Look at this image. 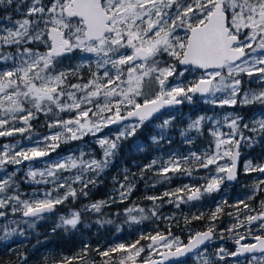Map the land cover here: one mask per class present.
<instances>
[{"label": "snow or ice", "instance_id": "obj_1", "mask_svg": "<svg viewBox=\"0 0 264 264\" xmlns=\"http://www.w3.org/2000/svg\"><path fill=\"white\" fill-rule=\"evenodd\" d=\"M0 5H7L18 17L0 16V137L30 133V121L37 113L48 114L54 109L60 112L76 110L74 117L57 119L48 125L61 127L63 132L45 136L34 146H21L19 150H16L18 145H4L0 151V169L7 165H22L26 161L31 165L49 156L61 143L80 140L89 134L95 136L109 125L136 118V123L125 125L115 137L97 140L103 149L99 159L86 160L81 151L79 156L69 154L42 170L29 168L27 178L32 182L53 183L56 188H66L63 195L53 197L51 191L42 194L34 191L32 198L22 199V194L15 191L19 187L15 172L0 176V218L17 213L21 217L0 226L3 233L0 239L7 240L17 232L24 235L23 225L33 228L44 214L53 212L69 197L77 196V189L68 183V178H63V183L58 182L60 172L75 169L77 174L72 178L73 182L82 184L79 194L87 196L85 190L89 185H95L97 178L110 166L121 140L134 136L161 109L185 101L191 103L197 95L214 106L254 107L260 110V116L246 120L239 113H229L223 117L231 129L227 134L219 130L220 121L214 117L201 115L191 120L180 132L187 143H191L187 138L189 131L200 132L205 121L214 124L210 129L215 138L214 150L202 155L191 154L199 168L215 166L214 172L205 178L204 185H183L162 196H147L146 199L153 201L149 210L151 216L160 218V205L156 202L164 201V197L169 198L166 202L176 203L179 207L180 203L221 191L226 182L237 180V161L242 150L264 143V0H0ZM178 29L184 30L185 34L178 36ZM76 53L96 57L97 68L105 69L102 76L92 73L87 83H70L69 77L77 74L79 66L61 71L56 68L64 58ZM165 56L170 63L162 59ZM84 62L86 60H82V64ZM108 66L115 70L114 75L110 74ZM197 71L202 74L184 83L186 75H195ZM242 76L255 77L259 86L251 87V80L246 85ZM153 85L158 90L149 95L145 89L151 92ZM141 96L145 97L142 103L136 100ZM100 98L103 103L99 102ZM84 105H94L95 111ZM128 106L131 110L122 115V108ZM15 121L24 126L8 127ZM171 123L172 120L165 119L158 127L163 132ZM245 131L253 135H246ZM151 139L156 141L157 137ZM189 159L187 156L170 157L154 173L160 178L157 183L168 181L177 174L191 176L192 169L185 167ZM156 164L153 160L145 165L142 175ZM244 172L264 174V163L254 165L247 161ZM134 188L135 184L125 175L119 185V199L126 200ZM257 190L264 191V179L253 185V195L246 199H254ZM106 203V200H100L89 207L100 212ZM260 204V211L246 214L242 220L239 219L241 205L249 213L254 210L245 200L234 205L237 222L226 231L234 233L238 247L232 252L220 248L216 253L220 260L225 256L246 257V264H264V235L254 236L255 243L242 244L245 237L234 232L247 227L251 235L250 226L254 222H260L259 228L264 230V200ZM125 212L132 223L150 218L138 205ZM133 212L140 215H133ZM222 212L223 207L218 205L211 220L215 221L217 214ZM80 221L81 214L73 212L69 217L61 216L57 227L75 229ZM185 222L188 223L187 219ZM13 224L16 227H12ZM214 237L213 225L191 233L187 243L173 237L171 231L167 234L156 232L142 234L131 244L119 243L98 251L104 258L103 264H187V258L193 253L200 264H212L206 248L201 251V246ZM141 240L149 243L141 245ZM157 248L164 251H157ZM146 249L148 256L142 258ZM153 253L160 259H153ZM76 258L82 260V257L68 258L62 264H71ZM21 259L27 264L26 256L22 254Z\"/></svg>", "mask_w": 264, "mask_h": 264}, {"label": "trees", "instance_id": "obj_2", "mask_svg": "<svg viewBox=\"0 0 264 264\" xmlns=\"http://www.w3.org/2000/svg\"><path fill=\"white\" fill-rule=\"evenodd\" d=\"M3 9H6V11H0V16L13 15L11 8L7 5H4ZM82 60H86V62L82 64ZM169 61L171 62L170 59ZM77 67V74L69 77L70 83H87L92 78V73H97L98 76L102 75V71L97 68L96 60H93V56L81 53L64 58L61 63L57 64L56 70L75 69ZM241 78L246 82V85L251 80L250 86H256L253 78L247 76H242ZM146 90L148 89H145V92ZM155 91H157V87L153 85L151 92L147 91V93L151 95ZM143 98H140V100L142 101ZM195 99L197 101V96ZM235 110L245 116L246 120L260 116V110L254 107L242 108L240 105H237L235 106ZM174 112L179 113L170 119L172 123L165 128L166 132L163 135V139L153 141L151 137L160 134L158 128L155 126V122L160 121L162 123L165 117L171 116ZM125 113L126 111L123 110L122 114ZM214 113L215 110L210 109L209 103H189L185 101L180 108L166 111L157 116L153 121L145 122L143 127L138 129L134 136L120 141V147L114 156V161L97 178L95 185L88 186L85 190L88 192L87 196L79 194V190L83 187L82 184L73 182L72 178L77 174L76 170L74 173H61L59 175V182L63 178H68V183H71L77 189L78 194L75 199L69 198L64 203L57 205L50 215L37 220L33 228L23 225L25 228L24 235H20L17 232L7 240L0 239V264H24V260L21 259L22 254L27 257V264H62L68 258L83 256H89L92 259H96L99 264H103L104 258L99 255V251L117 241L131 244L133 241L140 239L142 234H155L156 232L166 234L168 231H171L173 234H179L183 241L186 242L191 233L206 230L213 225L215 227V237L222 238V242H225L228 237L235 236L234 233L226 231L237 221V209L234 205L239 200H245L246 203L259 208L258 201L264 200V191L259 190L252 200H247L246 198L249 197L253 185L260 178H263L264 174L259 172L243 174L241 172L238 182L226 186L223 185L221 191L205 195L199 200L180 203L179 207H177L176 203L166 202L169 198L164 197V201L156 202L160 205L158 208L160 218L151 216L149 210L153 207V201L146 199L147 196H162L165 192H173L185 182L198 186L201 185V181L206 183L205 178L208 177L207 170L199 168L192 158L185 165V167L192 169L191 176L177 174L173 175L168 181L157 183V180L160 178L156 177L154 173L161 164L174 156L175 153L178 156L185 157L190 156L191 151L194 149L201 153L204 148H210L214 144V139L208 131L207 124L203 125L200 132H188L187 138L191 140V143H187L186 138L182 137L180 132L187 128L189 120L192 117L197 118L201 114L209 116ZM111 129L109 128V132H111ZM102 134H106V132ZM245 134L253 135L248 131H245ZM113 137H115L114 134H112ZM89 142H91L89 143L90 148L86 149L88 152L85 154L84 159L87 160L93 156L101 158L103 151L99 149L95 142ZM138 145L139 147H137ZM83 146L82 139L69 141L62 145L65 153L76 156H79ZM64 149L60 148L56 153H60ZM54 154H51V158L54 157ZM242 157L243 160H249L254 165L264 163V143H260L251 149H245L242 152ZM153 160H156L157 164L153 165L151 170L144 171L142 175L144 166L150 164ZM9 171L10 173L15 172L13 169H9L7 173ZM5 172L6 170H0V176H3ZM15 174V179L19 185L15 191L22 194L21 198H23L26 194L30 193L32 181L27 178V174L23 170L15 172ZM125 175L135 184V188L126 200L121 201L117 192H112V189L119 187ZM114 177L115 179H113ZM49 188L55 189L53 190L55 194L63 192L62 188H56V185L53 183L49 184ZM100 200L107 201L100 212L92 209L87 210L90 204ZM225 201H227L226 204L224 203ZM137 205L144 208L150 218L140 223L129 222L125 209L134 208ZM218 205L223 207V212L217 214V219L213 221L211 220V216ZM240 208L242 209L243 206L241 205ZM72 210L79 211L81 214V221L77 227L75 229L57 227L60 223V215L66 214L69 217ZM228 213H233V215L229 216ZM133 215L139 216L140 213L133 212ZM242 216H244V212H241L239 217ZM194 217L200 218L196 219ZM20 218L19 213L15 216L10 214L7 218L0 219V226L8 224L11 220H20ZM186 219L188 223L185 222ZM109 220L112 222L105 223V221ZM11 226L16 227L14 224ZM241 231L240 229L234 230L238 234ZM2 235L3 233L0 232V236ZM222 242L208 247L212 264L216 263V253L219 251ZM140 243L146 246L149 241L141 240ZM226 243L227 250L232 251L234 249L233 242L229 241ZM85 248H88L90 252L87 254L83 253ZM147 256V251L142 253V258ZM153 257H157L155 253H153ZM78 263L79 258L71 261V264ZM196 263L192 257L187 260V264ZM231 264L234 263L231 262Z\"/></svg>", "mask_w": 264, "mask_h": 264}, {"label": "rangeland", "instance_id": "obj_3", "mask_svg": "<svg viewBox=\"0 0 264 264\" xmlns=\"http://www.w3.org/2000/svg\"><path fill=\"white\" fill-rule=\"evenodd\" d=\"M2 7V9L4 8V5H0V8ZM12 10V9H11ZM13 16V19H16V18H18L17 17V15L16 14H14V15H12ZM178 36H183L184 34H185V32H184V30H182V29H178L177 30V33H176ZM41 51H43V49L41 48ZM125 51H129V50H125ZM164 61H167V62H170L169 61V59H168V57H163L162 58ZM93 60H96V57H94L93 56ZM84 64V63H83ZM108 68H109V71H110V74H112V75H114L115 74V70L114 69H111V67L110 66H108ZM101 71H102V74H103V71L105 70V69H100ZM202 73L201 72H199V71H197L196 73H195V75H192L191 73H189L188 75H186V77H184L183 78V80H184V83H187L188 81H190V80H194L197 76H199V75H201ZM102 76V75H101ZM254 80H255V77H252ZM255 83H256V80H255ZM259 85L256 83V86L255 87H258ZM255 87H253V88H255ZM157 90H158V88H157ZM149 92V90H146V92ZM78 95H82V93H78ZM218 95H223V94H218ZM196 97V96H195ZM195 97L193 98V101H192V103L193 102H202V103H205L204 102V99L205 98H203V97H200V96H197V101H195L196 99H195ZM140 98H143V96H141V97H137L136 98V100L138 101V102H140V103H142L143 102V100L141 101L140 100ZM144 99V98H143ZM99 102H101V103H103V99L102 98H100V100H99ZM182 106V105H181ZM180 106V107H181ZM84 107H92L93 108V111H95V107H94V105H84ZM179 107V108H180ZM209 107H210V109L211 110H215V113L214 114H212V115H209V116H211V117H214L215 118V120H218V121H220V126H219V130L220 131H222L223 133H225V134H227V133H229L230 131H231V129L227 126V122H225L224 120H223V117H225V116H227L229 113H232V114H237L238 112H236V110H235V106H224L225 108H221L220 106H218V107H216L215 108V106L214 105H212L211 103H209ZM131 109V107L130 106H128L127 108H122V110H121V114H122V111L123 110H125L126 112L127 111H129ZM176 109H178V108H176ZM176 109H169V110H176ZM169 110H167V111H169ZM75 111L76 110H72V111H64L65 112V114H64V116H63V120H68V119H70V118H72V117H74V115H75ZM166 112V111H165ZM179 112H181V111H179ZM179 112H174V113H172L171 114V116H168V117H165L164 118V120L165 119H172L173 117H175ZM53 113V116L56 114L55 112H52ZM126 114V113H125ZM240 114V113H239ZM104 115H111V113H104ZM122 115H124V114H122ZM201 115H204V116H207V115H205V114H201ZM200 115V116H201ZM241 115V114H240ZM92 119H96V117H92ZM194 119H196V118H191L190 120H189V123L191 122V120H194ZM55 120H57V119H54L51 123H53ZM134 123H136V121H133V122H128V123H126V124H123V125H121V126H119V127H113V124L112 125H109L108 127H106V128H103L102 129V131L100 132V133H97L95 136H93V135H91V134H89V135H87V136H85V137H83L82 138V144H84V146H83V149H82V151L85 153V154H87V152H88V150L86 151V149H89L90 148V144L89 143H91V142H89V141H93V142H95V144L99 147V149L100 150H102L103 151V149L100 147V145L97 143V140L98 139H100V138H102V137H108V138H112V134H114V135H116V134H118V132L120 131V130H122L124 127H125V125H131V124H134ZM161 124V122L160 121H156L155 122V126L158 128V130H159V132H160V134L158 135V136H156L157 137V140L158 141H160L161 140V136H163L164 135V133L166 132V129H164L163 130V132H161V129L158 127V125H160ZM204 124H207L208 125V131H209V133H211V131H210V129H212L213 127H214V124L212 123V122H209V121H205L204 122ZM12 126H15V127H22V126H24L23 125V123L22 122H20V121H15V122H10V124H9V126L8 127H12ZM60 128V127H59ZM109 128H112L111 129V132H109ZM51 129H52V132L51 133H49L48 134V136H51V135H53L54 133H56V132H63V131H61L60 129L59 130H55V127H51ZM192 131H195V130H192ZM103 132H106V134H102ZM28 133H25V134H15L14 136H10V137H0V151H3V146L4 145H18V147H17V149L16 150H19V147H25V148H27V147H32V146H34V144H35V142L36 141H38V140H42V139H40V138H38V139H35L34 137H32V135H27ZM17 135H19V136H17ZM28 136H31V139H28ZM11 137H14V139H9L8 141H5V140H3V139H1V138H11ZM88 138V139H87ZM225 138H227V137H225ZM213 139H214V142H215V138L213 137ZM89 140V141H88ZM156 140V141H157ZM64 143H61L60 144V147L59 148H57L54 152H51L50 153V155L49 156H47V160H45V162L43 163L44 164V166H46V165H51L53 162H55V161H57L58 159H60V158H63V157H66L67 155H69V153H65L64 151H65V149H64V147H62V145H63ZM64 149L63 151H61L60 153H56L57 151H58V149ZM67 149V148H66ZM214 150V144L210 147V148H204L202 151H201V153H199V152H197L195 149L194 150H192L191 151V154L192 153H196L197 155H202L203 153H205L206 151H213ZM52 153H55L53 156V158H51V154ZM62 153V154H61ZM191 154H190V156H187V157H189V158H191ZM102 155H103V153H102ZM174 156H178V154L177 153H175L174 154ZM93 157H95V158H97L96 156H93ZM179 157H181V156H179ZM91 158V157H90ZM89 159V158H88ZM97 159H99V158H97ZM114 161V157L112 158V162ZM247 161H249V160H243V162H242V166H241V171H240V173L241 172H243V174H246L245 172H244V165H245V163L247 162ZM36 162H38V161H36ZM36 162H33V163H36ZM33 163L30 165V164H26V165H7L5 168H3V169H0L1 171H3V170H6V172L9 170V169H13L15 172H20V171H25V173L27 174V172H28V170H29V168L30 167H32V168H35V169H44L45 167H36V166H34L33 165ZM152 163V162H151ZM150 163V164H151ZM222 163H223V161H222ZM42 164V165H43ZM162 165V164H161ZM160 165V166H161ZM214 169H215V166H210L209 167V169H206L207 170V174H208V176L210 175V173H212V172H214ZM64 172H70V173H74L75 172V169H73V170H71V171H62V172H60L59 174H58V177H59V175L61 174V173H64ZM9 173H10V171H9ZM181 176V175H180ZM38 178V177H37ZM261 179H264V177L263 178H260L259 180H261ZM59 182V181H58ZM64 182V180L63 179H61V181H60V183H63ZM33 184H37V183H34V182H32ZM41 184V183H40ZM43 184H48V186H49V184H51V183H43ZM205 184V182L204 181H201V185H204ZM39 185V184H38ZM183 185H192L191 183H189V182H185ZM183 185H181V186H183ZM226 185H230L228 182H226V184L224 185V186H226ZM181 186H179V187H181ZM195 186H198V185H195ZM178 187V188H179ZM63 189V192L61 193V194H55L54 192H53V190L51 189V188H47V189H41V190H38V189H34L33 191H31V194L28 196V194H26V196L25 197H23L22 199H30V198H32V193L35 191V192H37V193H44V192H48V191H51V194H52V196L53 197H55V196H57V195H63V193L65 192V191H67V189L66 188H62ZM117 192V195H119V187L116 189H112V192ZM259 192V190H257L256 192H255V195H257V193ZM8 194H12V193H8ZM253 195V188H251V192L249 193V196H252ZM39 198H43V196H40ZM69 198H72V197H69ZM68 198V199H69ZM67 199V200H68ZM72 199H75V198H72ZM66 200V201H67ZM259 202V208H256L255 206H253V205H251V208L254 210L253 212H251V213H249V211L247 210V209H243L242 208V211L241 212H244V216L246 215V214H255V211H260L261 210V204H260V201H258ZM91 205V204H90ZM89 205V206H90ZM87 207V210H90L91 208L90 207ZM73 212H79V211H74V210H72V211H70V213L72 214ZM52 213V212H51ZM50 213V214H51ZM95 213V212H94ZM93 214V213H92ZM62 216H65V217H68L66 214H62ZM244 216H242V217H239V219H243L244 218ZM60 217H61V215H60ZM237 222V221H236ZM259 223L260 222H254L253 223V225H251L250 226V228H251V235H249L248 234V230H247V227H244V228H238V229H240V230H242L241 231V233L239 234V235H243V236H247V237H254V236H256V235H264V230H261L260 228H259ZM173 237H179L180 238V240L182 241V242H184L183 241V239H182V237L179 235V234H173L172 235ZM222 239V238H221ZM235 240H236V236H231V237H228L226 240H225V242H222L223 241V239H222V245L220 246V248H224V249H226L227 250V248H226V242H229V241H231V242H233V244H235L236 245V243H235ZM253 240H250L249 242H252ZM135 241H133L132 243H134ZM119 243H124V244H128V243H125L124 241H117V242H115V243H113V244H111V245H109L108 247H106L105 249H103V250H101V251H104V250H106V249H108L109 247H111V246H114V245H116V244H119ZM185 243V242H184ZM226 243V244H225ZM210 246H213V245H210ZM209 247V246H208ZM208 247H205L206 248V255H207V257L209 258V259H211V257H210V255H209V251H208ZM205 248H201V251H204L205 250ZM219 248V249H220ZM164 249H162V248H157V251H163ZM146 251L148 252V250L146 249ZM228 251V250H227ZM90 252V250L88 249V248H85L84 250H83V253H89ZM228 252H232V251H228ZM153 255V254H152ZM193 259H194V261H196L197 263L196 264H200V262H199V260H198V258L196 257V255H195V253H193L192 254V256H191ZM145 258H147V257H145ZM231 262H233L234 264H238V262H239V264H246V259H243V260H240V261H233V260H231L230 259V256H225V258H224V260H220L219 259V257L216 255V263L215 264H231ZM99 264L98 262H97V260L96 259H92V258H90L89 256H83L82 257V260L81 259H79V263L78 264Z\"/></svg>", "mask_w": 264, "mask_h": 264}, {"label": "flooded vegetation", "instance_id": "obj_4", "mask_svg": "<svg viewBox=\"0 0 264 264\" xmlns=\"http://www.w3.org/2000/svg\"><path fill=\"white\" fill-rule=\"evenodd\" d=\"M13 15H14V13H13ZM53 112L56 113L54 116H53V113H48V114L37 113L35 118L32 121H30V123L32 124V130L27 135H32V137H34L35 139H38V138L42 139L43 137L48 136V134L52 132L51 127H49L48 125L54 119H62L63 120V116L65 114L64 111L60 112L58 110H54ZM59 129L61 131H63V129L61 127L60 128L59 127H55V130H59ZM17 136H19V135H17ZM14 137L1 138V139L5 140V141H8L9 139H14ZM243 151L244 150H242V152ZM45 160H47V157H44L41 160H39L38 162L33 163V165L36 166V167H45L44 164H43L45 162ZM242 162H243V157H242ZM37 179H39V177ZM47 188H49L48 184L41 183V184L38 185V184H33L32 183V188L30 190V193H28V196L31 194V191H33L34 189L41 190V189H47ZM44 216H46V215H43V217ZM234 250H235V244H234V249L232 251H234Z\"/></svg>", "mask_w": 264, "mask_h": 264}, {"label": "water", "instance_id": "obj_5", "mask_svg": "<svg viewBox=\"0 0 264 264\" xmlns=\"http://www.w3.org/2000/svg\"><path fill=\"white\" fill-rule=\"evenodd\" d=\"M197 96H198V95H197ZM181 105H182V104H180V105H175V106H171V107H165V108L161 109L159 113L155 114V117H154L153 119H151L150 121H147V122H151V121H153L157 116H159L160 114L164 113L165 111H167V110H169V109H176V108H179ZM130 110H131V109H130ZM124 115H126V114H124ZM133 121H136V118H135V117L128 118V119H126V120H124V121H121V122L118 123V124H113V127L116 128V127H119V126H121V125H123V124H126V123H128V122H133ZM26 164H29V162L26 161V162L23 163V165H26ZM241 165H242V154H241V157H240V158L238 159V161H237V172H238V178H237V180H235V181L228 182L229 184H234V183L238 182V180H239V175H240V171H241ZM48 214H50V213H46V214H44V215H48ZM200 231H204V230H200ZM171 233H172V232H171ZM166 234H167V233H166ZM172 235H173V233H172ZM244 237H245V239L241 241L242 244H243V243H248V244L255 243L254 237H247V236H244ZM250 240H253V241H252V242H249ZM221 241H222L221 238H216V237H214V239H212L211 241L206 242V245L201 246V248L208 247V246H210V245H213L214 243H220ZM185 243H187V241H186ZM237 247H238V245L236 244V245H235V250H236ZM235 250H234V251H235ZM163 251H164V250H163ZM257 255H258V253H257ZM191 256H192V254H191L187 259H189ZM153 259H157V260H159L160 258L157 256V257H153ZM230 259L233 260V261H240V260L246 259V257H239V258L230 257Z\"/></svg>", "mask_w": 264, "mask_h": 264}, {"label": "bare ground", "instance_id": "obj_6", "mask_svg": "<svg viewBox=\"0 0 264 264\" xmlns=\"http://www.w3.org/2000/svg\"><path fill=\"white\" fill-rule=\"evenodd\" d=\"M242 166V165H241Z\"/></svg>", "mask_w": 264, "mask_h": 264}]
</instances>
